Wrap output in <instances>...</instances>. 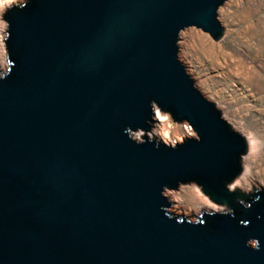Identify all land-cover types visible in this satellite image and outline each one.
<instances>
[{
	"label": "water",
	"instance_id": "water-1",
	"mask_svg": "<svg viewBox=\"0 0 264 264\" xmlns=\"http://www.w3.org/2000/svg\"><path fill=\"white\" fill-rule=\"evenodd\" d=\"M225 1L25 0L7 11L0 264H264V189L244 206L226 186L248 139L178 56L187 27L222 38ZM156 107L197 137L135 139ZM190 180L235 213L173 214L165 191Z\"/></svg>",
	"mask_w": 264,
	"mask_h": 264
},
{
	"label": "rangeland",
	"instance_id": "rangeland-1",
	"mask_svg": "<svg viewBox=\"0 0 264 264\" xmlns=\"http://www.w3.org/2000/svg\"><path fill=\"white\" fill-rule=\"evenodd\" d=\"M1 1L0 12L8 36L6 13L25 0ZM218 19L225 28L219 40L194 26L181 30L178 56L199 90L216 103L233 129L248 139L249 151L241 158L244 171L234 179L239 182L231 189L237 194L235 200L246 206L264 189V0H226L218 7ZM7 54V65L0 67L1 72H7L11 66L8 50ZM157 111L165 117L163 121L157 120ZM155 118L150 131H133L132 136L137 140L148 136L168 143L167 139L171 145L197 137L187 123L175 121L159 107ZM249 138L255 142L254 148ZM246 166L249 171L244 174ZM232 182L226 186L230 187ZM165 194L171 201L170 211L191 221L213 211H236L235 203L211 199L193 180L180 183L176 189H166Z\"/></svg>",
	"mask_w": 264,
	"mask_h": 264
},
{
	"label": "bare ground",
	"instance_id": "bare-ground-1",
	"mask_svg": "<svg viewBox=\"0 0 264 264\" xmlns=\"http://www.w3.org/2000/svg\"><path fill=\"white\" fill-rule=\"evenodd\" d=\"M1 3H2V1L0 0V4ZM6 32H7V24L2 19V14L0 12V67H2V68L6 67V65H7V55L8 54H7V48H6V42H5V39H6V36H7ZM157 112H158L157 117H156L157 120L163 121L165 119V117L159 111H157ZM159 134L165 139V137H164V135L162 133H159ZM165 140L168 143H170L169 140H167V139H165ZM249 141H250L251 148H254L255 147V142L252 141L250 138H249ZM248 171H249V167L246 166L244 174H246ZM238 182H239V179L234 180L232 182V184L230 185L229 189H233L238 184Z\"/></svg>",
	"mask_w": 264,
	"mask_h": 264
},
{
	"label": "built area",
	"instance_id": "built-area-1",
	"mask_svg": "<svg viewBox=\"0 0 264 264\" xmlns=\"http://www.w3.org/2000/svg\"><path fill=\"white\" fill-rule=\"evenodd\" d=\"M185 123H187L191 129H193V128L191 127V125H190L188 122H185ZM193 130H194V129H193ZM194 132H195V131H194ZM172 145H176V144H172Z\"/></svg>",
	"mask_w": 264,
	"mask_h": 264
},
{
	"label": "clouds",
	"instance_id": "clouds-1",
	"mask_svg": "<svg viewBox=\"0 0 264 264\" xmlns=\"http://www.w3.org/2000/svg\"><path fill=\"white\" fill-rule=\"evenodd\" d=\"M26 6V5H25Z\"/></svg>",
	"mask_w": 264,
	"mask_h": 264
}]
</instances>
